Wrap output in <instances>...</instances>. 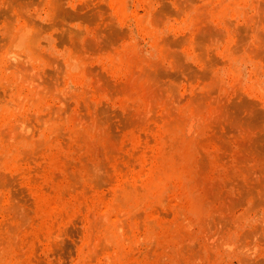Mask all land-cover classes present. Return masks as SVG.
Here are the masks:
<instances>
[{
  "label": "rangeland",
  "instance_id": "374dc122",
  "mask_svg": "<svg viewBox=\"0 0 264 264\" xmlns=\"http://www.w3.org/2000/svg\"><path fill=\"white\" fill-rule=\"evenodd\" d=\"M0 264H264V0H0Z\"/></svg>",
  "mask_w": 264,
  "mask_h": 264
}]
</instances>
